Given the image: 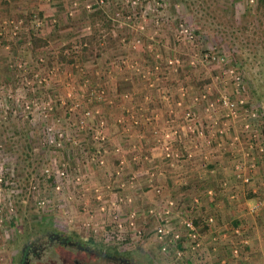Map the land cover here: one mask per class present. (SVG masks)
Masks as SVG:
<instances>
[{
  "label": "rangeland",
  "instance_id": "1",
  "mask_svg": "<svg viewBox=\"0 0 264 264\" xmlns=\"http://www.w3.org/2000/svg\"><path fill=\"white\" fill-rule=\"evenodd\" d=\"M39 6L44 15L39 10L22 14L18 8L12 16H0V264H9L19 237L42 225L58 224L107 244L102 229L98 234L92 230L112 228L98 209L107 202L95 195L108 201L132 195L137 177L126 171L135 167L118 155L131 148L128 136L138 125L157 137L156 132L177 129L190 153L217 128L222 140L232 137L226 127L233 123L234 136L252 144L245 151L256 158L255 175L261 170L253 183L256 192L249 188L245 194H253L252 204L264 200V154L251 140L253 134L259 140L264 127V15L256 12L254 0H39ZM55 7L56 16H49ZM94 8L110 20L118 46L109 50L101 37L92 57L81 61L74 55L90 32L86 15ZM31 30L46 44L32 50ZM60 51L71 62L59 60ZM230 69L240 77L239 93ZM199 81L206 83L199 86ZM186 94L196 106L181 113L182 125L155 128L154 113ZM221 94L242 98L246 107L256 109L252 128L241 127L243 114L229 119L217 104L206 110ZM188 122L201 133L187 130ZM112 130L124 131L118 143L108 142ZM61 169L64 175L58 174ZM242 169L238 164L235 170ZM131 177V187L121 186ZM138 205L132 199L129 206L141 212L143 221L135 215L129 228L124 221L129 206L119 204L120 237L129 234L125 251L152 264H202V255L186 251L181 243L179 255L159 249L162 242L153 228L160 219L148 214L150 206ZM260 225L262 239L264 222Z\"/></svg>",
  "mask_w": 264,
  "mask_h": 264
},
{
  "label": "crops",
  "instance_id": "2",
  "mask_svg": "<svg viewBox=\"0 0 264 264\" xmlns=\"http://www.w3.org/2000/svg\"><path fill=\"white\" fill-rule=\"evenodd\" d=\"M18 8L22 14L34 10L42 12H38L40 15L44 13V7L39 6V0H4L0 2V16H12ZM50 11L49 16H56V7ZM189 97L188 94L183 97L175 96L172 107L167 102L159 111L154 109L157 111L153 121L155 128L163 130L181 126V113L185 112L184 109L194 110L196 106L188 100ZM221 116L222 113L220 118ZM119 126L122 129V124ZM134 129L128 136V142L132 143L131 148H122L118 156L121 161H129L135 167L126 173L132 172V176L137 177L131 193L133 200L139 204L138 207L160 208L171 200L173 204L169 206L167 221L174 229L180 227L181 220L185 218L192 221L200 243L198 250L202 252V264H264V242L260 237L263 232L259 234L257 228L264 222V213H261L263 209L260 206V209L251 210L252 201L244 196L246 189L256 192L258 186L253 187V183H256L261 170L255 175L253 167L257 164L256 158L246 154L249 142L246 145L234 136L236 127L233 123L228 122L226 129H230L234 135L224 136L220 147L215 145L216 138L211 134L202 136L203 139L200 137L203 140L201 147L190 153L187 141L180 136L179 131L175 147L181 157L170 165L160 150L162 131L156 132L157 137L147 133L145 129L142 130L140 125ZM123 135L125 134L122 130L107 132L109 144L118 143ZM130 151L132 155L129 156ZM145 162L148 164L143 167L142 163L146 164ZM238 164L243 166L240 172L235 170V165ZM250 168L253 169L249 176L247 172ZM245 173L249 181H243L242 175ZM220 174L225 178L221 189H215L216 178ZM156 188H159L158 192ZM259 210L262 216L258 219ZM141 216V212L136 211L139 221H143ZM244 230L247 233L245 237L242 236ZM210 258H213L211 262Z\"/></svg>",
  "mask_w": 264,
  "mask_h": 264
},
{
  "label": "built area",
  "instance_id": "3",
  "mask_svg": "<svg viewBox=\"0 0 264 264\" xmlns=\"http://www.w3.org/2000/svg\"><path fill=\"white\" fill-rule=\"evenodd\" d=\"M229 73H231L232 75V79L234 82V86H235V91L236 92H240L241 88H240V77L237 73H234L231 69L229 70ZM204 96V95H202ZM215 101H217L216 103L213 102H209L207 104L206 110L209 111V109H213V105L217 104V109L223 110L224 112V116L229 117V119L235 118L237 116V113L239 114H243L245 117L243 118V124H242V128L244 129H249L253 127L254 121H256V117H257V112L256 109L253 106H247L244 105L246 103V101H244L242 98H237V97H231L228 95H219V97H217L215 99ZM185 117L188 118V113H186ZM250 118V122L246 119ZM192 123L188 122L186 124V128L187 130H189L190 132L193 133H197L200 134L201 131H197L196 129L191 128ZM258 125V123H257ZM248 131V130H246ZM221 132L222 129L221 128H217L215 131V134L217 135L218 139H216L215 141V145L217 147H220L222 144L221 141ZM214 134V136H215ZM179 136V132L177 129L173 128L170 131H165L162 134V140H160V150L163 154V157H165V159H167L169 164H172L173 161L172 160H177L176 158L178 157V152H176L174 150L175 148V141L177 139V137ZM237 138V137H236ZM251 140H255V143L257 145V151L258 153L260 152L262 155L264 154V144H263V136H260V139L257 140L259 138V134H257V136L255 134L251 135ZM252 147V144L249 142L247 149H250ZM248 153V151H246V154ZM179 158V157H178ZM238 167V165H235V169ZM240 172V171H237ZM59 175H64L63 169H61L58 172ZM243 181H248V176L247 174H243L242 175ZM133 183V179L132 177L127 180L126 182H121V186L126 185L131 187ZM59 186L56 185V189H58ZM159 191V188H156V192ZM97 192V191H96ZM95 198L100 199L101 198V202H107L105 203V205L99 206L98 209L103 213L106 214L109 218L108 222L109 224L111 223L112 228L107 229L108 231H105V227H103V225H99L98 227H93L92 230L95 234H98L99 230L102 229V233L100 234L103 238V240H109L113 237H120V235L122 233H124V223L118 218V213H119V204L120 203H124V204H128L131 205L132 202V195L129 194H123V195H116L113 199H109V201L107 200H103V197H101V195L99 193H96ZM173 203L171 200L166 202V206L157 208L156 206L154 207H149L147 212L151 217H155V218H159L160 222L153 228L154 229V233L156 235V238L161 241L162 243L159 246V249L163 250L164 252L169 248L170 250H172V254L173 255H179L182 250H183V246L184 249H186V251H194L196 252V254H201V252L198 250L200 249V243L198 242V238H197V234L195 233V228L194 225L192 223V221L188 218H185L183 220H181V225H179L180 227L177 228H173L172 225L170 223H168V215H169V206H171ZM264 205V200H260V201H255L253 204H251V210H255L256 208L263 206ZM128 210V214L126 215L124 221L126 222L127 226L130 228V226L133 225L134 223V217L136 215V212L134 209L131 208V206H129ZM108 220V219H107ZM106 223V225L108 224ZM100 224H104V223H100ZM136 232L140 233V231L138 229H136ZM99 235V236H100ZM262 239L264 240V234L262 236ZM178 243L183 244V246H179ZM125 245V244H124ZM122 245V246H124Z\"/></svg>",
  "mask_w": 264,
  "mask_h": 264
},
{
  "label": "flooded vegetation",
  "instance_id": "4",
  "mask_svg": "<svg viewBox=\"0 0 264 264\" xmlns=\"http://www.w3.org/2000/svg\"><path fill=\"white\" fill-rule=\"evenodd\" d=\"M13 248L9 264H152L122 246L80 237L58 224L36 227L19 237Z\"/></svg>",
  "mask_w": 264,
  "mask_h": 264
},
{
  "label": "trees",
  "instance_id": "5",
  "mask_svg": "<svg viewBox=\"0 0 264 264\" xmlns=\"http://www.w3.org/2000/svg\"><path fill=\"white\" fill-rule=\"evenodd\" d=\"M254 3H255L256 12L264 15L263 14L264 13V0H254ZM86 18H87V21L90 25V32L86 37L82 38V41H81L82 44L75 51V55H74V56L78 57L81 61H82V59L86 60L87 58L92 57L94 48H96L98 46L99 39L103 38L102 40H103L104 44L106 43L105 44L106 48H108L111 51L115 50L116 47L118 46L117 41L114 40V37H113L114 31L111 30L112 29L111 22L108 18H106V16L104 15L103 11L100 8H94L91 12H88L86 15ZM33 32L34 31L31 30L30 40L28 41V43L30 45L29 47L32 50L33 49L35 50V49L43 46L44 44H46V42H45V40H42V39L36 37ZM58 57H59V60H66L67 62H71V60H72V59H69L66 56V54L61 53V51H60ZM204 83H206V81H201V82L199 81L197 84H199V86H200ZM261 131H262L263 136H264V127H262ZM224 178H225L224 175H221V174L217 176L216 182H215V189L216 188L221 189ZM252 197H253L252 193L246 192V194H245L246 199L249 200ZM194 223L197 224L196 221H194ZM242 234H244L242 236L245 237L247 235L246 230H244L242 232ZM128 239H129V234H125L124 236L122 235L121 237H113L109 240H105V242L109 246L119 247V246L126 244Z\"/></svg>",
  "mask_w": 264,
  "mask_h": 264
}]
</instances>
